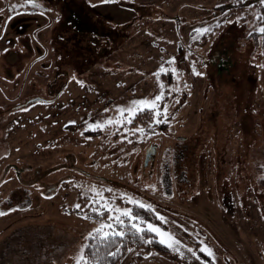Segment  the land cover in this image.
I'll use <instances>...</instances> for the list:
<instances>
[{
	"label": "rangeland",
	"instance_id": "rangeland-1",
	"mask_svg": "<svg viewBox=\"0 0 264 264\" xmlns=\"http://www.w3.org/2000/svg\"><path fill=\"white\" fill-rule=\"evenodd\" d=\"M39 3L0 0V258L75 264L88 233L114 222L107 210L86 216L99 192L114 206L132 209L122 194L151 203L144 219L184 253L128 247L115 264H264V5ZM162 63L179 72L157 78ZM160 81V123L145 110L88 127L154 97Z\"/></svg>",
	"mask_w": 264,
	"mask_h": 264
},
{
	"label": "snow or ice",
	"instance_id": "snow-or-ice-1",
	"mask_svg": "<svg viewBox=\"0 0 264 264\" xmlns=\"http://www.w3.org/2000/svg\"><path fill=\"white\" fill-rule=\"evenodd\" d=\"M239 2V0H238ZM259 3L261 5H264V0H259ZM24 4L31 5L34 8H42L43 5L39 3V0H24ZM20 5H15V7H19ZM9 19L11 17L9 16ZM59 19V17H57ZM257 19L261 22L259 23V26L255 28V31L264 34V13H257ZM231 21H229L230 23ZM6 30V29H5ZM205 29H200V31H204ZM0 34H2V31H0ZM251 35V34H249ZM4 51H7V49H4ZM175 57H171L169 59V63L174 60ZM171 72L172 74H176L179 72L178 68H167L162 63L160 67L155 72V76L159 78L161 73H168ZM193 72L198 75H202L203 73H199L196 71L195 67H193ZM81 84H83V81H80ZM160 87L161 91H159L154 97H143L140 99L133 100L131 102V105L127 108H124L122 106H118L120 108L119 118L113 120L112 118H108L107 120L101 122L97 120L95 122V125L89 124L88 127H100L103 128L105 124H124L125 120H127L129 123L132 122V118H134L137 113L144 112L145 110L152 113L153 119L149 122L150 124H158L160 123L159 117L161 115H167L168 113V105L165 103L163 107H161V101L164 99L165 93L163 91V81H160ZM168 95H171V93H168ZM105 111H108L105 109ZM127 113V116H124V113ZM137 131L144 132V128H138ZM123 139H127L126 137H122ZM147 187V185H146ZM154 187V186H153ZM93 191H96L95 188H93ZM98 200L92 201L90 203H97L102 205L97 206L93 208V211L100 214L102 217L105 215V210L109 213V219L114 218L113 223H109L108 220L101 219L99 226L94 228L91 232L88 233V237L92 239L99 238L100 242L102 244H111L112 241L117 238H123L127 233L125 231V227H127L128 232H134L139 235L140 239L144 241V243H151L152 237L148 236L145 238L147 233H155L156 238L159 240L160 243L166 245L168 248L173 249L174 251L178 252L181 256L184 255L183 252L180 251V248L177 247L181 242L177 239L174 233L165 230L162 228L159 224L150 222L148 220H145L144 217L138 216L134 214L133 209L129 207H119L114 206L110 200L115 199L114 197L108 198L101 196L99 192L96 193ZM124 198L127 200L128 203L132 205L139 206L141 208H144L148 211L155 212V209L153 208L151 203H145L142 200L135 199L131 196H128L127 194H122ZM77 208L80 207L79 204L75 205ZM2 214V213H0ZM156 216L160 220H165V217L160 215V213L156 212ZM95 233V236L93 235ZM203 247L201 248L202 252H206L208 256H213L214 253L211 248L208 247V245L203 244L201 242ZM87 245H84L81 249V255L76 259L75 264H88L89 258L87 256L83 255V249L86 248ZM187 247V245H185ZM129 251H131L129 249ZM189 252H191L193 255H197L191 248L188 249ZM114 252H109L108 255H115ZM93 264H100L99 260H95Z\"/></svg>",
	"mask_w": 264,
	"mask_h": 264
},
{
	"label": "trees",
	"instance_id": "trees-1",
	"mask_svg": "<svg viewBox=\"0 0 264 264\" xmlns=\"http://www.w3.org/2000/svg\"><path fill=\"white\" fill-rule=\"evenodd\" d=\"M264 13V9H263ZM256 35V34H255ZM263 43H264V34L262 35ZM262 183L264 185V178L262 179ZM134 214L138 216H142L145 219L150 217L148 210L141 208L139 206L134 205L132 207ZM96 212L90 211L86 214L87 217H92L95 215ZM126 235L123 238L117 237L115 238L111 244H102L99 238L92 239L88 238L87 240V247L84 249V255L89 258L88 264H93L95 260H99L100 264H115L119 258L121 257L122 253L128 247H136V248H144L145 249H154L158 252L166 254L169 252V249L162 243H160L154 235L151 233H147L145 238L151 236L152 242L151 243H144L142 239H140L139 235L134 232H128L127 227H125ZM95 236V235H94ZM109 252L116 253L115 255H108Z\"/></svg>",
	"mask_w": 264,
	"mask_h": 264
},
{
	"label": "water",
	"instance_id": "water-1",
	"mask_svg": "<svg viewBox=\"0 0 264 264\" xmlns=\"http://www.w3.org/2000/svg\"><path fill=\"white\" fill-rule=\"evenodd\" d=\"M155 154V145H151L148 149H147V153H146V160L148 161V159Z\"/></svg>",
	"mask_w": 264,
	"mask_h": 264
},
{
	"label": "flooded vegetation",
	"instance_id": "flooded-vegetation-1",
	"mask_svg": "<svg viewBox=\"0 0 264 264\" xmlns=\"http://www.w3.org/2000/svg\"><path fill=\"white\" fill-rule=\"evenodd\" d=\"M3 261V260H5V262H1L0 264H9L8 263V259L6 258V257H4V256H2L1 258H0V261ZM7 260V261H6Z\"/></svg>",
	"mask_w": 264,
	"mask_h": 264
}]
</instances>
